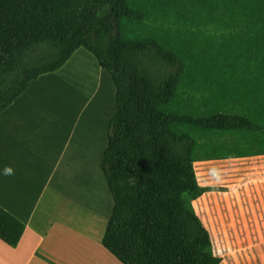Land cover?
<instances>
[{
  "label": "trees",
  "instance_id": "trees-1",
  "mask_svg": "<svg viewBox=\"0 0 264 264\" xmlns=\"http://www.w3.org/2000/svg\"><path fill=\"white\" fill-rule=\"evenodd\" d=\"M124 17L143 20L127 0H0V113L42 75L87 51L114 86L115 110L99 171L112 198L102 246L122 264H219L193 202L207 192L192 161L195 139L171 125L249 129L264 125L238 113H165L185 69L156 39H127ZM24 223L0 206V239L15 245Z\"/></svg>",
  "mask_w": 264,
  "mask_h": 264
},
{
  "label": "rangeland",
  "instance_id": "rangeland-1",
  "mask_svg": "<svg viewBox=\"0 0 264 264\" xmlns=\"http://www.w3.org/2000/svg\"><path fill=\"white\" fill-rule=\"evenodd\" d=\"M127 1L144 17L122 26L123 36L129 39L153 37L174 51L185 64L167 105L171 112L194 116L238 113L264 125V0ZM76 52L63 76L54 75V80L50 79L52 74L60 72L57 71L31 82L34 87L29 90V86L25 94L49 83L52 87H47L46 96L43 94L25 103L37 110L38 133H43L44 140L54 142L53 148L68 145L67 139L70 142L91 138V159L98 161L100 176L98 165L107 143V122L112 117L110 88L112 86L114 92V86L110 85L109 74L99 68L87 51L78 49ZM93 65L97 66L100 76L108 79L106 82L102 78L97 80L95 75L90 74L86 79L79 74L80 71L90 73ZM65 78L66 83L59 84ZM79 83L81 91L77 89ZM77 108H81V115L74 114ZM161 110L168 111V108L163 106ZM75 119H81L82 126L73 130ZM171 128L178 134L189 133L195 139L192 161L198 182L227 188L226 192H215L210 198L196 201L195 210L200 217H215L217 208L228 203L224 201L225 195L229 203H233L237 199L233 195L250 180V173H257V179L264 180V155H259L258 163L250 161L249 155L240 156L235 148L238 131L203 130L184 123L172 124ZM27 130L19 132L26 134ZM2 134L1 131L0 137ZM257 134L264 144V134ZM40 154L46 155V149H41ZM241 199L244 204H250L248 198Z\"/></svg>",
  "mask_w": 264,
  "mask_h": 264
},
{
  "label": "crops",
  "instance_id": "crops-1",
  "mask_svg": "<svg viewBox=\"0 0 264 264\" xmlns=\"http://www.w3.org/2000/svg\"><path fill=\"white\" fill-rule=\"evenodd\" d=\"M76 53L50 79L54 80V75L63 76ZM90 69V73L80 71L79 74L86 79L95 75L97 80H108L99 75L97 66ZM66 81L65 78L59 84ZM42 82L37 81L34 85ZM31 85L29 90L34 87ZM48 86L52 87L49 83L36 92H24L0 113V132H3L0 137V206L24 223L15 245L0 239V264H122L101 244L113 202L103 176L98 175V161L91 159V138L70 142L67 139L68 145L53 148L54 142L44 140L43 133H38L37 110L25 103L49 93L46 92ZM77 86L81 91L80 83ZM113 96L111 86L110 116L114 113ZM172 98L159 109L165 106L168 111L163 112L173 113L167 106ZM78 113L81 115V108L74 110V114ZM81 126V119H75L73 130ZM25 128L28 129L26 134L19 132ZM88 128L91 132L92 128ZM93 131L96 132V127ZM220 131L240 133L235 141L240 156L249 155L250 161L258 163L259 155H264V144L257 134L264 132L249 129ZM43 148L46 155L41 156ZM6 168H11L12 173L6 175ZM249 177L250 180L237 189L239 193L233 195L237 198L233 203H229L225 195L224 201L228 203L217 208L215 217L199 216L212 237L214 252L221 258L219 264H264V180H258L257 173H250ZM213 193H204L200 198H210ZM241 198H248L250 204H244ZM197 200L193 202L194 209Z\"/></svg>",
  "mask_w": 264,
  "mask_h": 264
},
{
  "label": "bare ground",
  "instance_id": "bare-ground-1",
  "mask_svg": "<svg viewBox=\"0 0 264 264\" xmlns=\"http://www.w3.org/2000/svg\"><path fill=\"white\" fill-rule=\"evenodd\" d=\"M132 19H129V18H125L123 21H122V26H124L125 24H129L130 22H133L131 21ZM196 171V170H195ZM196 207H197V204L195 203L194 204Z\"/></svg>",
  "mask_w": 264,
  "mask_h": 264
},
{
  "label": "clouds",
  "instance_id": "clouds-1",
  "mask_svg": "<svg viewBox=\"0 0 264 264\" xmlns=\"http://www.w3.org/2000/svg\"><path fill=\"white\" fill-rule=\"evenodd\" d=\"M12 173V169L11 168H6L5 169V174L8 175V174H11Z\"/></svg>",
  "mask_w": 264,
  "mask_h": 264
}]
</instances>
